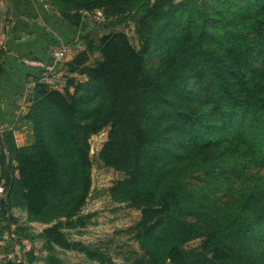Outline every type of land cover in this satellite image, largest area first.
I'll return each instance as SVG.
<instances>
[{
	"label": "trees",
	"instance_id": "obj_1",
	"mask_svg": "<svg viewBox=\"0 0 264 264\" xmlns=\"http://www.w3.org/2000/svg\"><path fill=\"white\" fill-rule=\"evenodd\" d=\"M52 1L72 26L81 9L101 8V27L133 21L139 46L121 29L83 35L62 88L43 81L39 68L24 115L32 142L17 145L10 129L0 132L2 208L18 206L27 220L47 223L29 234L17 225V237L42 238L44 264L63 262L56 246L119 264L65 230L94 214L82 211L91 186L89 139L107 127L96 156L124 172L108 191L140 212L129 229L141 252L128 264H264V240L255 247L264 233V172L250 170L264 166V0ZM156 38L161 58L147 69ZM93 50L99 57L89 64ZM206 187L227 193L219 209V195L209 197ZM35 258L31 248L15 264Z\"/></svg>",
	"mask_w": 264,
	"mask_h": 264
},
{
	"label": "rangeland",
	"instance_id": "obj_2",
	"mask_svg": "<svg viewBox=\"0 0 264 264\" xmlns=\"http://www.w3.org/2000/svg\"><path fill=\"white\" fill-rule=\"evenodd\" d=\"M24 1L27 3L22 4L23 7L26 6L24 11L21 12L22 15H20L19 12L14 13V9L7 10L6 8L5 11H3V9L0 7L4 16V28L5 22L7 21L8 23V21L12 19V16L26 20L27 16L29 17L30 15H34V17L38 20L39 29L42 30L40 33L44 36L49 34L50 37L49 41L47 42V47H45L46 51L51 53V51L57 48L59 45H63L65 47L66 56L64 59L55 66L54 70L51 71L48 76L42 75L41 77V79L47 82L49 85L62 88L63 84L66 82L67 74H69L65 63L74 54V44L78 43V46L75 47L76 49L77 47L82 49L85 45V39L83 38V35L78 36L79 25L69 26V24L63 26V24L68 23H66L64 19L61 18L59 10L57 6L54 5L52 0ZM29 3H31L30 5L33 8L32 10L30 8L28 11L25 9L28 8ZM0 6L5 8V3L0 1ZM101 10V8H96L93 11L81 9L83 14H86L87 21L90 24L92 23L90 27H86V32L84 35H88L91 38L97 39L98 35L104 31L110 29H121L126 32L130 41L135 47L139 46L133 21L127 20L126 22H122L121 24L114 26L101 27L98 24V21L103 17ZM158 45L159 42L156 38L152 44L151 50L149 53H146L145 63L147 69H151L153 66H156L161 58V53L157 51ZM1 49L2 46H0V50ZM262 53L264 56V51ZM98 57L99 53L97 51H90L88 63L92 64ZM73 75L77 74L74 73ZM82 76L86 78L85 75ZM31 85L32 81H30L26 86L25 90L27 95L29 94ZM70 89L72 90L73 87L70 86ZM27 98L28 97L26 96L23 103L18 104V112L15 111L13 113L11 121L12 124L9 127L3 128L4 130H11L14 141L17 140L18 145L29 144L33 140L31 123L24 116L28 108ZM106 137L107 127H104L97 133L92 134L89 139L90 156L92 159L91 186L88 197L86 198V202L82 207V211H93L94 214L91 216L89 222L85 226L65 228V230L67 231V234L70 238L80 239L91 245L101 247L102 249L109 252L117 263L128 264L129 260L134 257L135 252H141L137 240L133 237L132 231L129 229V227L139 217L140 212L139 209L128 205L126 201L114 200L108 191V187L112 184L114 178L118 177L117 174L119 171L114 170L112 167L103 165L96 156L97 150L100 148ZM250 170L264 172V166L258 165L251 168ZM188 180L191 182H198V179H195L192 176H190ZM206 192L209 197L213 195H219L215 201V207L217 209L221 207L228 197L227 193H224L222 190L220 191L217 189H211V187H206ZM198 194H200L202 199H207L205 197V193L202 192ZM18 213V217L20 218H17L20 220V224L8 226L7 222L4 221L0 225V264L17 263L19 260L25 258V252L31 248L36 255V258L32 264H44V257L47 253V250L43 246V239L39 237H34L33 239L18 238L14 228L17 225H20L22 227V232L24 233H37L47 223L37 220H27L26 213L21 208H18ZM12 217L15 218V216ZM189 219L195 218L190 217ZM257 238L258 239L257 242H255V247H263L262 241L264 240V233L261 232ZM197 242L198 238L190 240L188 244L195 245ZM255 249L256 250L253 253L255 260L262 261L263 258L257 255L259 249ZM53 252L63 259L61 264H76L80 261L86 262L87 264H103L97 260L88 259L82 252L77 250L63 249L56 246Z\"/></svg>",
	"mask_w": 264,
	"mask_h": 264
},
{
	"label": "crops",
	"instance_id": "obj_3",
	"mask_svg": "<svg viewBox=\"0 0 264 264\" xmlns=\"http://www.w3.org/2000/svg\"><path fill=\"white\" fill-rule=\"evenodd\" d=\"M5 3V8L0 6L3 11L14 9V13L19 12L20 15L24 8L22 4L27 3L24 0H0ZM29 3L25 10H32ZM21 17V16H20ZM28 20V21H27ZM32 20V21H31ZM69 25V24H63ZM71 26V25H69ZM65 26V27H69ZM38 20L34 15L26 17V20L15 18L12 16L10 21L5 22L4 31L0 34V46H2V64L3 70L0 73V130L9 127L12 124L13 113L18 112V104L25 100L26 86L34 78L39 76V68L32 67L25 62L28 57L47 58L49 52L46 51L47 42L50 37L41 34ZM48 36V37H47ZM61 38V37H60ZM58 40V39H55ZM54 40V41H55ZM61 41V40H60ZM74 44L73 52L81 49ZM42 71V70H41ZM80 79H84L80 75ZM26 95V96H25ZM20 110V109H19ZM1 132V131H0ZM6 197V189L3 177H0V225L6 221H10L11 226L20 224L18 218V206H10L6 211L1 206V201ZM24 210V209H22ZM11 216L15 218L10 219ZM18 217V218H17Z\"/></svg>",
	"mask_w": 264,
	"mask_h": 264
},
{
	"label": "built area",
	"instance_id": "obj_4",
	"mask_svg": "<svg viewBox=\"0 0 264 264\" xmlns=\"http://www.w3.org/2000/svg\"><path fill=\"white\" fill-rule=\"evenodd\" d=\"M66 56V49L63 45H59L57 48L51 51L48 59L28 57L25 62L28 65L38 67L42 69V75L48 76L55 66L64 59ZM16 144L17 140H15Z\"/></svg>",
	"mask_w": 264,
	"mask_h": 264
},
{
	"label": "water",
	"instance_id": "obj_5",
	"mask_svg": "<svg viewBox=\"0 0 264 264\" xmlns=\"http://www.w3.org/2000/svg\"><path fill=\"white\" fill-rule=\"evenodd\" d=\"M92 24V23H91ZM91 24L87 21V16L86 14L82 15L80 24L78 26V36H82L85 34L86 32V27H90ZM4 31V16L2 13V10L0 9V34ZM123 172L119 171L117 176L118 177H122L123 176Z\"/></svg>",
	"mask_w": 264,
	"mask_h": 264
}]
</instances>
